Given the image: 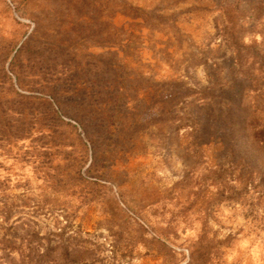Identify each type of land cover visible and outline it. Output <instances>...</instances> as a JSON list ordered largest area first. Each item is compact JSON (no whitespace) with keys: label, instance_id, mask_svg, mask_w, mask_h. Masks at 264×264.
Instances as JSON below:
<instances>
[{"label":"rangeland","instance_id":"obj_1","mask_svg":"<svg viewBox=\"0 0 264 264\" xmlns=\"http://www.w3.org/2000/svg\"><path fill=\"white\" fill-rule=\"evenodd\" d=\"M126 1L142 9L120 0H0V65L7 68L19 50L14 63L25 70V84L97 89L95 56L141 77L131 82L125 73V103L109 110L108 136L93 156L74 120L52 112L49 102L29 104L36 108L32 124L46 127L0 149V205L13 210L6 223L0 218V237L8 236L9 225V231L49 238L64 228L63 237L86 241L79 250L92 264H186L198 245L210 249L218 241L209 251L219 257L216 264H264V195L257 200L249 189L242 198L226 199L228 184L218 168L224 161L213 153L220 147H195L188 128L162 121L176 107L159 81L176 85L177 100L188 86L230 76L234 55L217 32L218 0ZM237 1L245 16L264 6ZM254 18L242 21L240 42L264 46V13ZM252 77L249 95L264 113V75L255 71ZM263 133L258 135L264 139ZM44 150L47 158L39 156ZM92 157L101 179L86 175ZM42 160L51 162L47 171ZM65 163H75L82 180L71 179L53 193L44 172L57 175ZM122 199L143 204V219L132 216Z\"/></svg>","mask_w":264,"mask_h":264},{"label":"trees","instance_id":"obj_2","mask_svg":"<svg viewBox=\"0 0 264 264\" xmlns=\"http://www.w3.org/2000/svg\"><path fill=\"white\" fill-rule=\"evenodd\" d=\"M260 1V4L264 5V0ZM120 2L130 9H142L126 0ZM215 7L218 9L217 17L222 18L221 28L217 32L226 40L234 55L230 76L225 78L215 76L210 83L198 88L188 86L184 88L187 90L186 94L177 100L175 93L179 89L176 85L167 80L159 81L157 85L169 94L164 93V96H171L173 106L176 107L174 113L164 114L162 121L171 124L176 121V130L181 127L188 128L189 135L194 138L195 147L203 143L220 147L213 153L221 155L224 161V166L218 164V168L228 184L226 199L242 198L247 195L249 189H252L256 191L255 199L258 200L264 195V139L260 136L264 132V113L260 109L257 110L256 102L252 100L249 92L253 88L252 75L255 71L261 75L260 78L262 74L264 75V46L256 44L245 46L240 41L244 30L241 26L242 21L245 18L254 20V17L260 16L264 13V6L255 7L247 16L237 0H218ZM17 51L9 60L7 68H4L3 64L0 65V149L16 145L18 141L30 136L31 131L42 133L46 126L32 124L36 108L29 105L37 100L49 102L52 112H58L74 120L80 127L83 137L90 143L93 156L95 145L108 136L106 126L109 124V110L125 103V96L121 92L126 85L124 82L128 81L125 73L131 75V82H137L141 77L130 71L122 72L108 58L95 56L94 61L98 64L95 77L97 89L69 90L60 83H44L36 88L32 80L25 84L22 76L25 70L14 63ZM9 73L14 75L16 88ZM34 88L39 89L38 95L29 93ZM65 91L68 92L67 95L64 94ZM39 156L47 158L48 153L44 150ZM93 159L92 157L86 167V175L101 179L96 174ZM50 163L41 161L46 171ZM74 164L65 163L57 175L44 172V180L51 182L49 186L51 192L65 190L71 179L82 180L79 169L75 168ZM55 165L52 169L58 167L57 163ZM122 201L132 216L143 219V204L129 205L125 199ZM12 212V206L1 203L0 218L3 222H7ZM71 226L68 223L67 227ZM10 227L11 225L6 227L8 236L0 237V260L10 264H16V260L18 264H92L86 251L79 250L85 248L86 241L81 239L79 240L81 243L78 244L73 235L63 237L64 228L51 233L54 237L49 238L38 236L34 232L25 231L24 234H20L16 230L9 231ZM78 232L73 231L75 234H79ZM42 240L45 244L41 243ZM217 242L215 241L212 247L210 245V249L217 246ZM22 243L24 249L20 250ZM208 246L207 243L206 246L198 245L195 250L190 251V263L196 259L199 264H216L219 257L214 256L212 250L209 253ZM12 250L19 253L18 258L11 255ZM189 261L186 264H189Z\"/></svg>","mask_w":264,"mask_h":264},{"label":"clouds","instance_id":"obj_3","mask_svg":"<svg viewBox=\"0 0 264 264\" xmlns=\"http://www.w3.org/2000/svg\"><path fill=\"white\" fill-rule=\"evenodd\" d=\"M198 75H203L202 69L201 70H198Z\"/></svg>","mask_w":264,"mask_h":264}]
</instances>
